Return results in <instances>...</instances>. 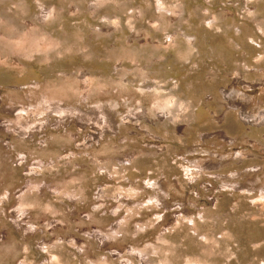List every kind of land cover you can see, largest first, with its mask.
<instances>
[{"label":"rangeland","instance_id":"rangeland-1","mask_svg":"<svg viewBox=\"0 0 264 264\" xmlns=\"http://www.w3.org/2000/svg\"><path fill=\"white\" fill-rule=\"evenodd\" d=\"M0 264H264V0H0Z\"/></svg>","mask_w":264,"mask_h":264}]
</instances>
